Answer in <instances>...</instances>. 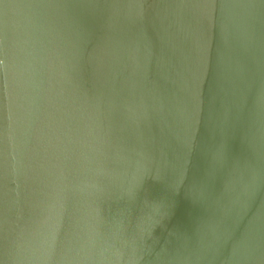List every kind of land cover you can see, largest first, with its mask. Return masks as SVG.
Listing matches in <instances>:
<instances>
[{
	"label": "water",
	"instance_id": "1",
	"mask_svg": "<svg viewBox=\"0 0 264 264\" xmlns=\"http://www.w3.org/2000/svg\"><path fill=\"white\" fill-rule=\"evenodd\" d=\"M0 264H264V0H0Z\"/></svg>",
	"mask_w": 264,
	"mask_h": 264
}]
</instances>
